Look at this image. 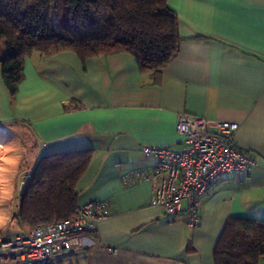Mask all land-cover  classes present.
I'll use <instances>...</instances> for the list:
<instances>
[{
	"label": "crops",
	"instance_id": "0c3cea01",
	"mask_svg": "<svg viewBox=\"0 0 264 264\" xmlns=\"http://www.w3.org/2000/svg\"><path fill=\"white\" fill-rule=\"evenodd\" d=\"M167 6L182 41L158 83L129 53L83 62L65 51L27 58L12 97L0 65V138L12 146L9 157L12 136L35 141V163L54 152L92 149L77 187L79 205L109 202L110 216L97 232L85 234L58 264H215L216 243L231 218L264 223V0H167ZM181 114L237 123L238 148L257 161L248 173L213 182L194 229L186 203L180 214L167 215L150 205L148 182L122 183L127 173L153 169L143 147L182 149Z\"/></svg>",
	"mask_w": 264,
	"mask_h": 264
},
{
	"label": "trees",
	"instance_id": "16d2710c",
	"mask_svg": "<svg viewBox=\"0 0 264 264\" xmlns=\"http://www.w3.org/2000/svg\"><path fill=\"white\" fill-rule=\"evenodd\" d=\"M2 80L14 97L25 60L71 51L81 61L126 52L156 83L179 52L177 16L167 0H0ZM92 149L42 155L17 197L14 218L33 229L78 215V184L92 160ZM264 256V223L231 218L214 249L215 264H258ZM49 264V263H48Z\"/></svg>",
	"mask_w": 264,
	"mask_h": 264
},
{
	"label": "built area",
	"instance_id": "2783aa9c",
	"mask_svg": "<svg viewBox=\"0 0 264 264\" xmlns=\"http://www.w3.org/2000/svg\"><path fill=\"white\" fill-rule=\"evenodd\" d=\"M176 127L183 138L182 149L143 147V155L154 161L153 169L127 173L122 183L128 188L148 182L150 205L167 215L180 214L186 203L187 223L194 229L201 224L202 199L213 182L223 175L248 173L257 161L238 148L237 123L181 114ZM109 216L108 201L92 200L81 205L74 218L8 232L0 239V264H48L53 258L68 256L82 245L85 234L97 232L99 223Z\"/></svg>",
	"mask_w": 264,
	"mask_h": 264
},
{
	"label": "rangeland",
	"instance_id": "374dc122",
	"mask_svg": "<svg viewBox=\"0 0 264 264\" xmlns=\"http://www.w3.org/2000/svg\"><path fill=\"white\" fill-rule=\"evenodd\" d=\"M5 44L6 40L0 38V51L2 55L6 52L4 49L6 47ZM12 138H14L13 153L16 154L15 156L13 154L9 157L10 154L7 152L12 146L0 142V238L1 236L6 237L7 233L11 231L28 229V227H22L18 223L14 218V214L16 212L20 187L25 180L24 176L28 171L32 170L35 164V154L32 155L30 152L31 148L35 145V141L30 137L27 138L26 142L18 140L16 136H12ZM28 150L30 154L27 155ZM58 259L57 257L53 258L49 264H58ZM66 263L65 260L64 264Z\"/></svg>",
	"mask_w": 264,
	"mask_h": 264
},
{
	"label": "water",
	"instance_id": "95a60500",
	"mask_svg": "<svg viewBox=\"0 0 264 264\" xmlns=\"http://www.w3.org/2000/svg\"><path fill=\"white\" fill-rule=\"evenodd\" d=\"M27 178V174L24 176V179H26Z\"/></svg>",
	"mask_w": 264,
	"mask_h": 264
},
{
	"label": "bare ground",
	"instance_id": "6f19581e",
	"mask_svg": "<svg viewBox=\"0 0 264 264\" xmlns=\"http://www.w3.org/2000/svg\"><path fill=\"white\" fill-rule=\"evenodd\" d=\"M5 135H6V134H5ZM0 140H1L0 142H2V140H3V139H2V138H0ZM8 141H9V140H8Z\"/></svg>",
	"mask_w": 264,
	"mask_h": 264
}]
</instances>
